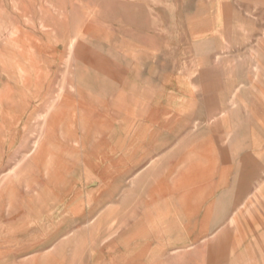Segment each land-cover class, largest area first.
Segmentation results:
<instances>
[{
  "label": "rangeland",
  "instance_id": "374dc122",
  "mask_svg": "<svg viewBox=\"0 0 264 264\" xmlns=\"http://www.w3.org/2000/svg\"><path fill=\"white\" fill-rule=\"evenodd\" d=\"M225 40L264 53V0H0V207L33 216L19 225L17 243L33 240L59 264H79L106 245L123 258L137 222L126 219V73L153 68L160 55L164 67H179L198 44L218 52ZM62 102L71 106L64 122L44 125ZM99 114L112 121L103 141ZM44 135L51 154L31 162L28 151ZM98 142L117 154L104 177L83 161ZM60 186L65 204L55 198ZM9 238L4 260L16 243ZM239 256L229 251L227 263Z\"/></svg>",
  "mask_w": 264,
  "mask_h": 264
},
{
  "label": "crops",
  "instance_id": "0c3cea01",
  "mask_svg": "<svg viewBox=\"0 0 264 264\" xmlns=\"http://www.w3.org/2000/svg\"><path fill=\"white\" fill-rule=\"evenodd\" d=\"M225 42L218 52L198 44L179 67H164L160 55L153 68L126 73V219L137 221L128 233L136 238L121 259L106 245L79 264H228L229 251L240 252L233 264H264V53ZM62 103L44 125L64 122L69 105ZM105 115L93 123L101 141L112 127ZM48 139L34 142L31 162L46 163ZM96 144L83 161L104 177L116 153ZM62 189L55 198L65 204ZM31 215L0 211V264H59L33 240L17 243ZM30 225L22 227L29 239ZM4 236L16 242L10 260L3 259Z\"/></svg>",
  "mask_w": 264,
  "mask_h": 264
},
{
  "label": "bare ground",
  "instance_id": "6f19581e",
  "mask_svg": "<svg viewBox=\"0 0 264 264\" xmlns=\"http://www.w3.org/2000/svg\"><path fill=\"white\" fill-rule=\"evenodd\" d=\"M262 31V30H261ZM161 141V140H160ZM35 146V145H34ZM97 164H99V163H97ZM91 167V166H90ZM102 167V166H101ZM102 168H104V167H102ZM105 171H107V170H105ZM2 182V181H1ZM3 194V189L0 187V197H1V195ZM3 196V195H2ZM23 197V196H22ZM22 199H24V198H22ZM31 201V200H30ZM36 202H38V201H36ZM10 204V203H9ZM49 205V204H48ZM1 208V207H0ZM6 208V207H5ZM1 211V210H0ZM6 212H7V214H12V213H14V212H17L16 211V208H14L13 206H11V205H9V207L8 208H6V210H5ZM4 211V212H5ZM12 223H15V222H12ZM22 223V222H21ZM20 223V224H21ZM26 224V223H25ZM63 224V223H62ZM12 226L13 224H9L8 226ZM14 226V225H13ZM16 227V226H15ZM15 229V228H14ZM74 230V229H73ZM55 233V232H54ZM57 234V233H56ZM9 235H11V234H9ZM61 235H62V233H61ZM3 236V235H2ZM33 236V235H32ZM36 236V235H35ZM56 236V235H55ZM1 237V236H0ZM29 237V236H28ZM58 241V240H57ZM65 241V240H64ZM67 242V241H66ZM57 245H58V243H57ZM59 246V245H58ZM59 250V249H58Z\"/></svg>",
  "mask_w": 264,
  "mask_h": 264
}]
</instances>
